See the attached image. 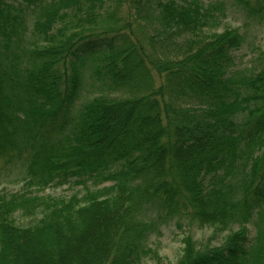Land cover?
<instances>
[{
  "label": "trees",
  "instance_id": "16d2710c",
  "mask_svg": "<svg viewBox=\"0 0 264 264\" xmlns=\"http://www.w3.org/2000/svg\"><path fill=\"white\" fill-rule=\"evenodd\" d=\"M222 4L0 0V264H160L169 222L219 239L174 264H264V53Z\"/></svg>",
  "mask_w": 264,
  "mask_h": 264
},
{
  "label": "rangeland",
  "instance_id": "374dc122",
  "mask_svg": "<svg viewBox=\"0 0 264 264\" xmlns=\"http://www.w3.org/2000/svg\"><path fill=\"white\" fill-rule=\"evenodd\" d=\"M205 4L218 0H200ZM225 4L224 10L220 13V20L210 29L214 32H220L228 27H236L244 36L242 47L236 52L237 63L240 65L250 66L255 62L257 55L264 53V9L259 12L260 6L264 0H253L252 6L256 11H248L245 7L239 5L237 0H222ZM96 94L92 89L82 92L80 98ZM21 172L13 165H7L3 157H0V191L17 190L21 187ZM77 187L72 184L63 186H50L40 190L39 194H51L55 196H68L75 193ZM253 228V224L251 226ZM235 228V227H234ZM213 227L204 226L198 228L194 224L184 225L182 228H176L173 222H169L161 227L160 234L154 235L149 243L157 250L160 264H174L180 256L184 247V236L189 234L196 243L201 246L204 243L217 244L219 239L212 238ZM253 230V229H252ZM228 233L226 231L224 234ZM225 235H222V237ZM221 237V238H222ZM220 238V239H221ZM149 264H154L152 258H147Z\"/></svg>",
  "mask_w": 264,
  "mask_h": 264
}]
</instances>
